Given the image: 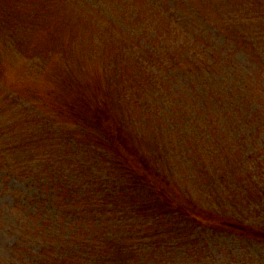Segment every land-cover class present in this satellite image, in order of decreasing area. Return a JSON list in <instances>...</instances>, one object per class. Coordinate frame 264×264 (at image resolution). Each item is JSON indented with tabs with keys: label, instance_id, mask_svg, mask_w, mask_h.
I'll use <instances>...</instances> for the list:
<instances>
[{
	"label": "trees",
	"instance_id": "16d2710c",
	"mask_svg": "<svg viewBox=\"0 0 264 264\" xmlns=\"http://www.w3.org/2000/svg\"><path fill=\"white\" fill-rule=\"evenodd\" d=\"M171 7L174 13H166L170 30L193 36L169 47L178 53L182 47L194 48L188 68H182V54L174 58L169 50L163 52V41L156 42L160 47L148 45L149 50L155 47L159 67L155 71L149 62L129 57L120 47L122 58L115 61L107 56L106 68L124 66L128 77L111 81V92L105 97L84 96L70 104L63 119L56 120L51 114L33 112L32 100H15L14 96L10 123L0 116V173L20 184L35 185L36 190L26 203L0 210V223L10 219L18 236L9 254L12 262L3 257L0 264H176L177 259L179 264H213L206 254L213 255L208 248L215 235L264 242L263 229L238 218L251 213L250 207L235 216L207 203L209 198L220 201L225 193L229 166L234 168L230 154L238 150L245 164L256 159L257 150L264 151V105L254 102L255 93L229 66L238 51L237 42L242 41L251 76L264 75V30L252 28L233 37L216 29L224 39L220 50H214L196 34L204 33L197 26L200 14L191 12L185 0H175ZM0 10L8 8L0 5ZM23 14L12 16L18 19ZM92 19L82 22L90 24ZM77 24V33H84L82 24ZM94 25L97 29L105 26ZM102 34L100 29L92 34L93 56L102 52L100 45L112 40L110 36L98 42ZM149 115L170 144L161 161L133 145L147 129ZM83 122L92 125L90 130ZM84 125L89 142L80 133ZM225 127L232 129L226 132ZM249 144L257 147L250 149ZM157 150L153 146V152ZM259 159L264 164V155ZM211 168L217 176L211 171L205 175L215 178L217 194L210 197L202 187L201 194L192 195L191 178H200V169ZM175 171H181L182 177ZM244 173L251 176L264 199V167L255 165ZM212 183L207 180L205 184ZM22 243L29 246V252L21 249Z\"/></svg>",
	"mask_w": 264,
	"mask_h": 264
},
{
	"label": "rangeland",
	"instance_id": "374dc122",
	"mask_svg": "<svg viewBox=\"0 0 264 264\" xmlns=\"http://www.w3.org/2000/svg\"><path fill=\"white\" fill-rule=\"evenodd\" d=\"M173 1L175 0H66V2L63 0H0V5L8 8V11L0 10V109L2 110L0 116L10 123V117H14V96H16L15 100H32L36 107V110H32L33 112L51 114L56 120L63 119L62 116L67 115L70 104H77L76 102H79L77 100H81L84 96L101 94V97H105L111 92V81L120 82L128 77L129 71L124 66L106 68L107 56L115 61L122 58L120 47L127 51L129 57L133 56L145 64L149 62L155 71L159 68L156 63L155 47L152 49V59H149L152 50L148 49L150 47L148 45L159 46L156 42L163 41V52L169 50L171 57L174 58L182 54L184 57L182 68H188L189 55L195 52L194 48H189V51L187 47H182L178 50L179 53L169 48L173 43L188 42L193 39V36L188 33L170 30L166 13H174L171 9ZM185 1L191 7L190 11L195 10L202 18L197 26L199 25L198 27L204 33L196 32L200 35L198 38L201 42L208 44V47H214V50H220L224 39L223 36H217L216 29L223 33H230L233 37L252 28L261 32L264 30V0ZM11 13L24 14L16 19ZM137 15H139L138 18H136ZM90 17L93 18L91 20L92 23L94 22L93 25L82 22V19L87 22ZM251 18L252 20L249 21ZM206 21H209V25L204 24ZM77 22L83 25L80 26L85 34L77 33L74 26ZM250 22H255L257 27L255 24L250 26ZM95 23L101 26L105 24L102 26L104 28H98L103 33L102 41L98 39V42H103L107 40V37L112 36V40H107L108 45L99 44L103 47L102 52L97 53V56L91 55L94 50L90 47L92 34L98 30ZM207 26L213 27L209 29ZM107 27L111 29L112 35ZM119 33H122L123 38L119 36ZM11 41L12 47L9 44ZM79 42H81V48ZM234 44L236 45L235 42ZM166 45L168 46L165 47ZM236 46L238 51L230 59L229 66H233L236 69L235 72L239 73V81H243L245 85L248 84L251 91L255 93L254 102L264 105V75L258 74L257 78L251 76L252 67L246 62L248 57L242 41L237 42ZM184 52L189 53L184 54ZM196 52L200 53L198 50ZM164 73L165 71L160 74ZM250 76L252 79H249ZM157 80L159 83L160 79L157 78ZM123 84L129 85L125 81ZM158 87L159 85L155 86V88ZM75 116L78 118L76 114ZM154 121L156 119L149 115L147 129L143 130L142 136L133 145L142 154L161 161L163 151H166L170 144L167 136L164 137L157 132L153 125ZM85 125L89 130V127H92L89 124ZM85 125L81 127L80 133H82V139L89 142V132ZM225 129L229 132L232 128L225 127ZM241 135L245 136L244 132ZM246 138L248 139L247 136L244 137ZM153 146L158 148L156 152H153ZM248 146L250 149L257 147L256 144ZM233 149H238V146ZM237 151L230 154V158L234 157V168L229 166L228 172H231V175L229 179H226L223 189L227 198L223 193L220 201H216L217 198H209L207 203L235 216L241 210L250 207L251 213L245 216L240 215L238 218L245 219L249 225L264 230V199L260 197L259 188L252 182L251 176L244 173V169L253 168L255 165L264 167V164L258 162V159L261 160L264 155V151L257 150L258 154L254 157L256 159L245 164L240 161L241 157ZM166 164L165 167L168 170V163ZM218 166L219 164L215 165L216 168ZM235 168L237 171H232ZM180 169V167L176 168L178 172ZM212 170L213 168L200 169L198 173L200 178H191V186L188 188H191L192 195L201 194L202 187L205 193L209 192L210 197L217 194L218 190L216 191L214 186L215 178L205 175V172H212ZM178 172L175 171L177 176L180 174L182 177L181 171ZM212 174L214 175L213 172ZM207 180L213 182L209 187L205 184ZM34 193H36L35 185L20 184L11 179V176L6 177L3 172L0 173V210L2 212H6V208L13 204L26 203L28 199H32ZM253 203L254 205H251ZM19 204L17 206L21 211ZM215 236L210 240L211 244L209 243L208 248L212 249L213 255L211 257L209 252L206 254V259L212 260L213 264H264V242L230 235ZM17 238V232L11 220L2 221L0 223V260L4 257L8 263L12 262L9 254L14 250ZM20 247L24 251H30L25 243H22ZM178 252L181 253V250ZM197 256H201L200 253ZM188 260L192 261L191 258ZM179 263L177 259L176 264Z\"/></svg>",
	"mask_w": 264,
	"mask_h": 264
}]
</instances>
